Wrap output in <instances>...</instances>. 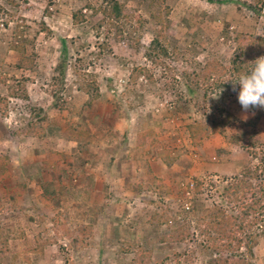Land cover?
<instances>
[{
    "label": "rangeland",
    "instance_id": "374dc122",
    "mask_svg": "<svg viewBox=\"0 0 264 264\" xmlns=\"http://www.w3.org/2000/svg\"><path fill=\"white\" fill-rule=\"evenodd\" d=\"M14 1L16 6L12 7L0 0V4L13 13L12 22H8L7 27L0 26V76L5 74L16 81L22 79L25 96L6 98L7 113L0 115V155L7 158L8 172L5 182L0 183V225L7 235L0 253V264H123L131 253L117 251L122 240L133 244L141 240L142 246L149 248L154 258L182 252L192 246L190 242L158 241L164 227L157 225L156 230L148 229L146 216L155 210L160 212L163 207L178 212L179 216L186 205L201 207L215 201L212 184L218 186L225 177L237 172L246 160L241 151L227 142L228 135L240 130L239 124L235 122L226 126L224 136L213 133L199 144L192 145L186 124L201 117L208 103L198 101V106L195 105L177 77L179 81L174 86L165 84L159 68L155 71L158 79L153 83L139 78L131 91L124 89L131 66L142 62L144 47L157 29L149 15L152 6L139 0H118L127 9H136L144 20L138 44L129 45L125 38L118 39L114 35L115 31L106 21L96 26L100 15L91 13L92 8L104 0ZM163 1L169 8L166 23L173 31L166 40L183 51L187 62H203L208 57H215L227 64L234 54L233 37L236 33L264 34V7L261 13L256 14L241 3ZM73 12L82 14L83 20L73 24ZM15 21L21 22L25 37L30 40L25 44L26 52L33 59L30 69L14 68L12 62L17 60V55L7 50ZM41 23L47 26L48 31L39 26ZM60 38L65 40L67 58L65 79L59 91V84L52 80V76ZM183 61L174 63L171 58L166 59L171 71L169 76L173 73L170 68L183 67ZM85 74L95 80L100 96L92 101V107L85 109L83 116L78 117L94 140L81 145L82 151L77 152V145L80 146L84 139L81 138L83 140L78 144L73 134L67 131V126L76 120L74 113L88 96L78 88ZM5 92L0 85V95H5ZM54 92L58 94L55 104ZM126 94L128 99H132V108H127ZM31 110L37 112L38 118L45 116L40 122L44 130L42 137L13 132L30 120ZM231 111L247 124L255 121L257 133L264 139V108L245 111L237 103L231 106ZM144 126L153 129L155 140L137 149L133 146L135 135ZM47 146L64 152L67 160L76 161L94 172L98 182L108 176L107 164L111 158V178L122 176L128 158L134 160L135 167L140 161H147L152 172L167 181L161 195L153 190H143L135 195L121 191L122 200L115 203L107 201L101 191H94L85 201L75 200L64 208L62 203L54 200L56 197L52 198L51 193L40 196L39 184L21 174L23 166L38 163ZM219 148L228 152H219ZM165 150L176 155L168 167L160 161V154ZM86 152L92 154L89 163H83ZM196 182L200 183V189L194 194ZM13 184L24 186L16 196V208L9 203L5 190L8 185L15 190ZM145 195L150 196L153 203H146ZM104 204L106 211L103 208L96 212L95 206ZM118 205L120 214L123 213L119 223L112 221L109 212L111 206L116 208ZM25 208H30V211L25 213ZM124 216L126 218L123 219ZM133 217L137 218L135 224ZM77 225L88 229L81 244L77 245L78 249H75L69 245L70 234L67 231ZM16 234L22 235L18 237ZM253 254L252 264H264V240L253 248ZM202 261L203 257L197 256L194 262L202 264Z\"/></svg>",
    "mask_w": 264,
    "mask_h": 264
},
{
    "label": "trees",
    "instance_id": "16d2710c",
    "mask_svg": "<svg viewBox=\"0 0 264 264\" xmlns=\"http://www.w3.org/2000/svg\"><path fill=\"white\" fill-rule=\"evenodd\" d=\"M7 5L16 6L14 0H4ZM141 3L152 6L149 15L157 26V29L143 50V60L131 66L124 89L131 91L133 84L144 78L149 83L158 79L155 74L156 69L161 68V77L165 84L174 86L179 80L187 94L192 98L193 103H208V107L202 112L201 117L186 124L188 139L192 145H197L203 138L209 137L213 133L226 135V126L237 122L240 130L227 136L229 146L241 151L245 156V163L230 177L214 187L215 201L203 206H185L182 212H173L163 207L160 212L154 211L146 216L147 228L156 230V226L163 225V230L158 237V241L167 243H193L182 252H173L169 256L153 257L149 248L142 246L141 240L135 244L122 240L117 251L120 253L129 252L131 256L123 264H195L197 256L203 257L202 264H252L254 258L253 248L264 240V139L257 133L255 121L248 124L237 118L231 111L233 104L239 103V84L233 85L232 81L223 82L226 79L235 80L241 74L251 71L254 61L264 56V34L238 32L234 35V54L225 64L215 57H208L203 62L184 60L183 51L176 45L170 44L167 35L173 33L166 18L169 8L163 0H139ZM218 3L232 2L241 3L248 10L259 14L264 7V0H214ZM155 9V10H154ZM91 13H98L99 19L96 26L102 25L105 21L110 28L115 31L114 35L118 39L125 38L129 45H137L140 40V30L144 20L137 13L136 9H127L118 0H104L96 8H92ZM13 18V13L0 4V26L7 27L8 22ZM83 20V15L73 12L71 21L73 24ZM12 22V21H11ZM48 31L47 26L39 24ZM24 26L21 22L15 21L12 26L11 36L7 42V50L17 55V60L13 63L16 69H30L33 66V59L25 50L26 41ZM30 41V40H29ZM59 51L57 61L53 67L52 80L59 84L58 90H62L66 71V44L63 38L58 39ZM171 58L174 63L178 60L184 62V66L171 72L166 64V59ZM190 67V68H188ZM165 70L167 71L165 74ZM179 80H177V78ZM10 76H0V85L5 88V95H0V115L7 113L6 98L24 97L23 80H13ZM11 82V84L7 83ZM88 96L81 103L80 109L74 114L76 120L67 126V131L73 134L74 139L84 142L77 145V152L82 151L81 145H87L94 140L93 135L87 133L85 125L80 118L83 112L92 107V101L100 96L95 80L88 74L82 77L78 87ZM218 98H214L218 92ZM53 103L57 101L55 92L52 93ZM127 108H132V99L125 96ZM62 102V101H61ZM240 104V103H239ZM61 106V104L59 105ZM86 109V110H85ZM37 112L31 110L30 120L23 128L14 129L17 135L42 137L43 127L40 122L44 115L37 116ZM71 116V113H68ZM81 138H83L81 140ZM155 140V132L151 127L144 126L135 135L133 146L137 149L144 145L151 144ZM260 150V151H259ZM219 152H228L224 148H219ZM261 152V154H260ZM218 155V154H217ZM92 154L85 153L83 163L91 161ZM64 152L55 150L47 146L43 154L35 165H27L22 168V177L31 178L39 184L41 195L50 194L54 200L59 201L62 207L70 206L75 200L85 201L90 198L93 192L101 191L107 201L120 202V195L125 193H139L141 191L153 190L157 195H161L166 179L154 174L147 161H140L135 167L134 160L127 158V165L122 172V176L111 178L110 159L108 176L97 181L95 174L81 166L76 161L67 160ZM176 159V155H170L167 150L160 154V161L164 166H170ZM7 158L0 155V183L7 178ZM15 190L8 185L5 187L6 196L12 207L16 208V196L23 190L21 184H13ZM23 186V187H21ZM200 183L196 182L193 191L199 193ZM98 190H97V189ZM96 189V190H95ZM122 191V192H121ZM119 193V194H118ZM114 194H117L116 196ZM129 194V193H128ZM147 195V194H146ZM144 196L146 203H153L150 196ZM1 201V200H0ZM126 201H129L128 199ZM141 201V200H140ZM57 203V202H56ZM106 204L95 206L96 212H101ZM120 205L116 208H109L112 221L121 222ZM162 206H159L161 209ZM25 213L30 211L27 209ZM124 211V210H123ZM118 215H116V214ZM195 213H197L195 215ZM126 216L123 217V219ZM134 218V217H133ZM136 223L137 218H134ZM133 224L132 222H130ZM133 224V225H134ZM135 226V225H134ZM122 228V225L119 224ZM88 227L77 225L67 231L70 234L69 245L73 248L81 244L85 237V230ZM118 229V228H117ZM137 233V232H136ZM142 233V232H140ZM22 234H16L20 237ZM7 235L2 231L0 225V253L5 247ZM3 246V247H1ZM40 249L41 246L39 245ZM6 249V248H5ZM12 256H15L13 254ZM121 264V263H116Z\"/></svg>",
    "mask_w": 264,
    "mask_h": 264
},
{
    "label": "clouds",
    "instance_id": "9594fccd",
    "mask_svg": "<svg viewBox=\"0 0 264 264\" xmlns=\"http://www.w3.org/2000/svg\"><path fill=\"white\" fill-rule=\"evenodd\" d=\"M232 81L233 85L239 84L238 101L241 107L247 111L253 108H264V56L258 57L250 72L241 74L235 80L226 79L223 82ZM214 98H218L219 94ZM191 185V183H190Z\"/></svg>",
    "mask_w": 264,
    "mask_h": 264
},
{
    "label": "crops",
    "instance_id": "0c3cea01",
    "mask_svg": "<svg viewBox=\"0 0 264 264\" xmlns=\"http://www.w3.org/2000/svg\"><path fill=\"white\" fill-rule=\"evenodd\" d=\"M73 149H74V148H73ZM71 153H72V152H71ZM93 173H94V172H93ZM97 181H98V180H97ZM106 209H107V206L104 207V210H105V211H106Z\"/></svg>",
    "mask_w": 264,
    "mask_h": 264
}]
</instances>
